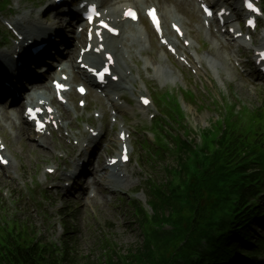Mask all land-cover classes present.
Segmentation results:
<instances>
[{"label": "rangeland", "instance_id": "rangeland-1", "mask_svg": "<svg viewBox=\"0 0 264 264\" xmlns=\"http://www.w3.org/2000/svg\"><path fill=\"white\" fill-rule=\"evenodd\" d=\"M44 1L45 0H11L12 5L7 10H4L2 15L8 17L12 16V19L24 16L25 18H31L35 21L40 19L43 23H45L50 21L52 15L42 18V12L49 7V3L44 5ZM147 1L149 3L159 2L157 5H159L163 14H167L171 11L172 15H177V18L183 22L187 31H191L190 36L196 41L195 47L197 49L200 47L201 37L197 28L201 25V15L196 6L189 4V2H187L188 6H186L184 5L185 3L183 4L179 2V0ZM193 9L195 10L193 11ZM9 13H12V15L9 16ZM43 17H45V15H43ZM42 26L47 28L50 27L45 25ZM3 30H5L4 32L7 34L6 29L4 28ZM1 39L2 37L0 36V40ZM154 40L155 39L152 37L149 38L150 51L148 53L152 52V56L154 57L153 64L156 69L163 66L164 68H167V71L162 73L164 79L159 80L156 83H152L151 87L155 90H160L161 88H159V85L164 83L166 85V90L168 89V91L174 93L175 95L177 93L180 94L181 89H178L180 86L177 85L176 74H174V72L177 73L175 69L176 65H173L170 62L164 49L159 46L157 47L156 45L153 47ZM203 42L201 41L202 45L200 52H205L203 53V56L208 59V62L209 60L212 61L211 64L207 63L205 65L208 69L209 79L216 83L214 93L210 98L202 97L199 89L196 87L194 81L191 80L188 74L185 76L184 84L181 87L185 90L189 88L193 91V93H195L199 101H203V105H200V102L198 101L183 102V107L187 114L188 127L196 134L200 129L209 126L213 119L216 118V113L213 111L211 106L209 108L205 107L204 109L199 108V106H205V104H208V100L213 101L214 99L218 102V100H221V97L225 96V100L234 101L232 98V94H234L238 99L234 101L235 103L240 102L243 106L252 109L261 106L264 92V87L253 84L249 78L237 72L232 66L231 60L234 55L231 49L221 47L215 38H208L207 42ZM246 61L247 59L242 60V62ZM148 72L149 71H147V73ZM138 75L141 79V81H139V83L141 82V85L147 83L146 81H143L144 75L140 69H137L136 73L137 79L139 80ZM89 97V99L87 98V110L81 112L79 115L71 114L68 116L69 119L67 122L70 124V128H72L75 133L81 132V127L84 122H89L95 127L104 129L107 132L108 139L103 143L104 146L101 154V164H103L106 156L114 155V152L111 149L113 146L109 143V140L111 139L109 138L116 139L117 132L112 131V128L109 125L111 117L106 102L100 98L95 100L94 94ZM77 100L78 98L76 99V102ZM3 102L5 101L3 100ZM21 111L22 107L20 108V114ZM96 112L105 114V119L103 121L94 120L93 116ZM127 113L129 114V116H127L129 119L125 117L123 121L130 127L137 125L140 131H146L148 139L153 141V135L146 127L149 125L146 117L142 116L137 118L133 112L128 111ZM4 116L7 121H10V114H4ZM80 116L81 119L78 121L77 117ZM15 120L18 121V128L25 129V135L21 136L20 139H17L20 137L18 130L17 128L11 127V122H2L0 124V132L4 136V139L9 147V153L14 157L13 166L14 168L18 167L16 171L18 180L13 183L9 182L8 178L1 173L0 170V193H2L1 205L5 208V216L9 219L16 217L22 220L27 219L26 222H31L34 225L33 227L36 228V232L41 234L43 239L56 242L59 244L58 246L63 247L64 243L67 242L70 250L75 249V251L71 252L76 254L75 256L80 263H84L87 259H90V261L95 262L96 264H103L104 258H108L109 256V252L105 253L104 251H108L104 248L107 243L111 245V249H114L116 254H122L123 256H125L132 247L136 248L139 246L142 242V232L138 225L134 204H140L147 211L150 210L148 205V182L156 179L157 181L167 180L165 171L162 168L155 167L146 161V158L143 157L144 151H142L138 153V156L135 157L134 161L135 167L136 161H140V167L134 172V176L131 181V183L135 184V187H131L133 189L127 190L120 195L118 194L113 200L114 205L111 204L115 207H112L111 205L110 207H105L101 204H97L93 210L87 209V207L84 206L83 201L73 200L69 203V207H67L64 201H58L56 207L59 210L67 209L68 211L66 213H64V211L60 212L61 217L57 220L59 223L53 225V222H51V224H49L47 221H44L43 218L37 217L38 212L33 214V211H31L27 214V204H25L24 201L28 202L29 198L34 199L35 201V197H33L34 193L31 190L25 192L24 181L27 183L31 181L33 177H36L38 181H40L43 177L44 166H51L54 162H58L61 164V167H63L64 162L56 159L55 153L50 156L51 158L44 155L40 157L39 150H34L32 142L28 141V137L31 138V135L27 130V126L23 123L19 124L20 121L14 118L13 122L15 126L17 124ZM25 132H27V134ZM65 140L66 139L58 141L55 139V141L60 145V147H57L56 152H67L74 155L72 147L66 144ZM45 142L51 149L53 147L55 148V144H53L50 140L46 139ZM115 150L118 151L117 146H115ZM42 151H45V149L43 148ZM42 158L46 159L43 160ZM167 164L176 166L177 161L176 159L174 160L173 157H170ZM89 170L91 171V169ZM17 188L19 192L16 190ZM86 190L87 189L84 188V191ZM7 191L9 192V196L5 197L3 193ZM17 192L19 194H16ZM93 192H95V190ZM103 197L110 198L108 193H104ZM84 198H86V195H84ZM53 208L54 205L49 203L46 210L51 216L55 217L56 220ZM63 215H65L66 218H63ZM60 221L61 226L64 224V228L66 229V232H69V235L66 236V233L63 232V229L60 227ZM255 230L258 236L263 235L264 233L263 231L259 232L258 229Z\"/></svg>", "mask_w": 264, "mask_h": 264}, {"label": "trees", "instance_id": "trees-1", "mask_svg": "<svg viewBox=\"0 0 264 264\" xmlns=\"http://www.w3.org/2000/svg\"><path fill=\"white\" fill-rule=\"evenodd\" d=\"M231 110L227 130L221 138L213 134V129L205 131V151L211 150L212 154L202 181L194 184L193 205L186 211L180 208L176 198L189 175L187 161L194 143L178 140L179 169L166 168L172 178L169 183L150 184L154 215L136 207L143 241L122 257L125 264H177L183 249H187L189 264H230L245 256L254 261L256 249L264 251V238L256 237L252 231L256 219L264 223V106L254 109L245 124ZM161 158L165 156L162 154ZM251 170L257 172L231 185L238 174ZM176 177L179 181L175 186ZM166 216L185 226V230L176 234L154 230L152 224ZM18 227V222L9 223L7 228L0 226V264H79L74 263L68 250L56 255L45 244H35V235L31 237L26 229L25 232ZM202 239L209 241L211 253L195 261V249ZM106 248L111 247L107 244ZM112 254L116 256L115 252ZM85 264L95 263L88 260ZM106 264L117 263L109 255Z\"/></svg>", "mask_w": 264, "mask_h": 264}, {"label": "bare ground", "instance_id": "bare-ground-1", "mask_svg": "<svg viewBox=\"0 0 264 264\" xmlns=\"http://www.w3.org/2000/svg\"><path fill=\"white\" fill-rule=\"evenodd\" d=\"M161 5V4H160ZM190 13V12H189ZM27 16V15H26ZM33 18V17H32ZM56 20H59L58 18H56ZM17 22H21L22 25L19 27L20 30L25 34L27 35V37L29 39H35L38 37V33L36 32V25H33L31 23H28L27 20L25 18H19V19H16V23ZM40 25V24H37V26ZM43 31L41 32V37H45L47 39H50L51 36H54L55 34H57V31L54 30L53 26H50L49 28L47 27H44L43 26ZM64 42V41H63ZM48 89V88H46ZM10 94H6L5 96H8L9 97ZM12 95V94H11ZM10 95V96H11ZM27 95H28V92H25L23 91L21 93V97L23 99V101H21L20 99H17L15 100V105H18L21 106L22 104H24V101L27 99ZM48 96L49 95V92H48ZM6 99L7 98H4L2 96H0V101L1 103H4L3 100H5L6 102ZM13 111L14 113H18V108H13ZM4 114H10L9 111L7 110H3V115ZM16 119H18L17 117H15ZM22 122H20L19 124H21ZM11 126L13 127V125H15L14 123L11 122ZM25 126L27 125L24 121L23 123ZM19 130V134L20 136H24V130L23 128H18ZM27 134V132H25ZM17 134V133H16ZM110 136V135H109ZM17 138V136H16ZM21 138V137H20ZM20 138H17V139H20ZM48 139L50 140L51 142H53L54 144V141L52 139H49V138H43L39 141V143L42 145V148L45 149V151H42V153H45V152H48V154L51 153V151L54 149V147L51 149L49 147V145L45 142V140ZM109 139H112V138H109ZM97 143V142H96ZM112 144H119L118 143V140H112ZM98 146H100L99 144H97ZM112 146V145H111ZM45 156V155H44ZM87 156V153L86 151H84L82 154H80V158H84ZM90 160V159H89ZM75 163H77V160H74ZM94 161V160H93ZM96 161L97 162H88L87 163V166L91 167V171L89 170V173L93 176V179L92 180H88V178H85V181L84 183L81 185L83 187L82 190H84V188H94V189H97V190H100L102 187H104L106 190H110L111 194L113 196L116 195V192L117 191H120V190H123V189H127L130 187V183H131V180L130 178L127 177V180L123 181L122 179L119 178V176H114V175H110V172L105 169L103 166H101L100 164V155L99 153L96 154ZM82 166H78V170L81 169ZM115 168H113L114 170ZM59 171V170H58ZM78 175L76 174V172H73L71 174V176L69 177V180H67L68 182L70 181H75L76 179H78ZM96 191V190H95ZM99 195H97V197L95 198V201H89L87 200L89 203H101L103 206L107 207L108 206V202L107 200L102 196V193L98 192ZM117 197V196H116ZM85 199V198H84ZM114 205V204H113ZM112 206V205H111ZM112 207H115V206H112ZM86 210V209H85ZM121 212V210H120Z\"/></svg>", "mask_w": 264, "mask_h": 264}, {"label": "snow or ice", "instance_id": "snow-or-ice-1", "mask_svg": "<svg viewBox=\"0 0 264 264\" xmlns=\"http://www.w3.org/2000/svg\"><path fill=\"white\" fill-rule=\"evenodd\" d=\"M249 6H251V5H249ZM153 18L155 19V17H153ZM144 102H145V103H147V101H146V100H145Z\"/></svg>", "mask_w": 264, "mask_h": 264}]
</instances>
